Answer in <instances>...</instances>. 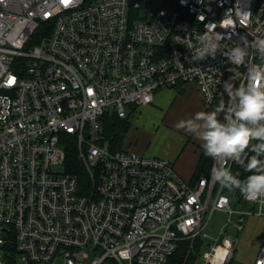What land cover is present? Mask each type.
<instances>
[{
    "label": "built area",
    "instance_id": "built-area-1",
    "mask_svg": "<svg viewBox=\"0 0 264 264\" xmlns=\"http://www.w3.org/2000/svg\"><path fill=\"white\" fill-rule=\"evenodd\" d=\"M213 32L216 56L194 61ZM245 37L264 38V0H0V264H168L198 240L207 263L232 264L245 219L264 214L211 174L254 153L187 180L170 159L109 147L104 119L189 83L211 107L231 65L239 84L264 66L251 47L245 65L228 59ZM71 138L84 182L68 171ZM216 211L241 216L213 238Z\"/></svg>",
    "mask_w": 264,
    "mask_h": 264
},
{
    "label": "clouds",
    "instance_id": "clouds-1",
    "mask_svg": "<svg viewBox=\"0 0 264 264\" xmlns=\"http://www.w3.org/2000/svg\"><path fill=\"white\" fill-rule=\"evenodd\" d=\"M222 39L216 32L206 33L200 38V47L192 50V59L214 58ZM242 39L243 46L237 45L230 50L228 59L231 63L245 65L249 47L264 56V38H255L251 42L246 37ZM235 78L233 75L224 82L227 102L221 101L212 111H199L177 126L202 141L204 154L213 160L239 161L246 151L254 153L246 164V170L252 174L245 179L238 178L225 166L213 168L211 175L222 189L238 190L258 203V214H261L264 213V66L250 69L246 83L237 86L233 82Z\"/></svg>",
    "mask_w": 264,
    "mask_h": 264
},
{
    "label": "rangeland",
    "instance_id": "rangeland-1",
    "mask_svg": "<svg viewBox=\"0 0 264 264\" xmlns=\"http://www.w3.org/2000/svg\"><path fill=\"white\" fill-rule=\"evenodd\" d=\"M157 93L154 104L142 108L134 115H130V122L132 131L139 126L143 129L142 138L150 146V155L161 156L165 149L164 146L169 141L177 143L181 139L180 135L185 134L186 129L177 125L180 121H186L194 117L197 113L198 97L191 90V86L186 91V95L182 96L176 104H174L173 96L162 91L158 95ZM234 206L237 210L243 211L252 208L250 204L242 205L236 201L233 202ZM240 216L238 213L230 215L228 212L216 211L206 226L205 232L209 236L216 238L219 235L220 229L229 220L232 224H235ZM259 241L262 242L259 244L257 256L260 245L264 242V215H250L245 219L244 229L238 233V242L232 264H254L257 258V256L254 257V254ZM190 248L192 249L191 245ZM205 250H208V247L202 249L195 264H207L201 257ZM192 252L195 256V252ZM253 259L254 261L252 262ZM58 264H62V262L58 261Z\"/></svg>",
    "mask_w": 264,
    "mask_h": 264
},
{
    "label": "trees",
    "instance_id": "trees-1",
    "mask_svg": "<svg viewBox=\"0 0 264 264\" xmlns=\"http://www.w3.org/2000/svg\"><path fill=\"white\" fill-rule=\"evenodd\" d=\"M235 76L234 83L238 86L239 80L242 76V71L235 66H230L227 71V77L225 81H228L231 76ZM228 97L224 90V84L220 93L218 94L216 101L210 107L215 109L221 101L227 102ZM220 118H223V114H219ZM130 128V120L128 118H119L115 114L107 115L104 119V129L106 140L108 141L109 147L112 149H122L123 141L129 131ZM213 159L209 158L204 154V150L202 148L201 159L199 163V169L195 176H199L201 174H209L210 169L212 167ZM67 167L68 171L74 174H77L81 180L84 182L88 180L87 172L84 166L78 159V150L75 141L73 138L70 139V143L67 146ZM232 173L234 175H238V178L245 179L248 175L252 174L246 170V166H238L235 165L233 167ZM236 194L240 195L241 193L237 190L234 191ZM190 241H183L179 249L170 257L168 264H195L197 259L200 256L202 249L205 248L204 241H196L192 249L190 248ZM196 247V249H195ZM191 249V250H190ZM194 251L195 256L192 254Z\"/></svg>",
    "mask_w": 264,
    "mask_h": 264
},
{
    "label": "crops",
    "instance_id": "crops-1",
    "mask_svg": "<svg viewBox=\"0 0 264 264\" xmlns=\"http://www.w3.org/2000/svg\"><path fill=\"white\" fill-rule=\"evenodd\" d=\"M189 86H191V90L195 92L198 97V108L197 112L199 111H212L214 109L206 106L205 102L203 101L202 93L197 84L189 83L185 85H181L175 88H163L157 91L165 92L174 97V104L178 103V100L186 95V91L188 90ZM157 93V95H158ZM156 98V94H155ZM154 98V102H155ZM154 102L152 104H154ZM151 104V105H152ZM149 106V105H148ZM147 107V106H145ZM144 108V107H142ZM142 108L133 111L131 115H134L137 111H140ZM130 120V117H129ZM132 125L130 122L129 131L123 141V149L130 150L133 152H137L139 154L150 155V146L147 145L144 138H142L143 129L139 126L136 127L135 130L132 131ZM181 139L177 143H172L169 141L164 147V152L159 157H164L170 159L174 162L175 168L177 172L185 179L191 180L195 177L196 173L199 169V163L202 154V141L197 139L192 133L186 130L185 134L180 135ZM155 156V155H151ZM211 170V169H210ZM248 231V229H247ZM263 240V239H262ZM262 241H259L256 246L255 256H257V252L259 249V244ZM255 259V258H254ZM252 260V262L254 261ZM257 259V258H256ZM202 260L207 263L203 258ZM209 264V263H207Z\"/></svg>",
    "mask_w": 264,
    "mask_h": 264
}]
</instances>
